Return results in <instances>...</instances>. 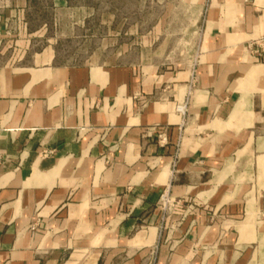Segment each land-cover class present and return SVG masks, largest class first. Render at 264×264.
<instances>
[{
    "label": "crops",
    "instance_id": "obj_1",
    "mask_svg": "<svg viewBox=\"0 0 264 264\" xmlns=\"http://www.w3.org/2000/svg\"><path fill=\"white\" fill-rule=\"evenodd\" d=\"M176 2L74 62L0 0V264H264V0Z\"/></svg>",
    "mask_w": 264,
    "mask_h": 264
},
{
    "label": "rangeland",
    "instance_id": "obj_2",
    "mask_svg": "<svg viewBox=\"0 0 264 264\" xmlns=\"http://www.w3.org/2000/svg\"><path fill=\"white\" fill-rule=\"evenodd\" d=\"M177 5L176 0H66L51 20V37L67 60L109 61L114 33L127 42L151 29L161 31L168 21L177 22L167 18Z\"/></svg>",
    "mask_w": 264,
    "mask_h": 264
},
{
    "label": "built area",
    "instance_id": "obj_3",
    "mask_svg": "<svg viewBox=\"0 0 264 264\" xmlns=\"http://www.w3.org/2000/svg\"><path fill=\"white\" fill-rule=\"evenodd\" d=\"M156 138L159 144H165L167 141L165 132H159L156 134ZM53 150L43 149L41 151L42 157H47L52 154ZM160 210L163 215H166L174 210L177 206L182 204L181 198L172 197L168 190L165 189L161 192L159 196ZM192 208V205H188L187 210L189 211Z\"/></svg>",
    "mask_w": 264,
    "mask_h": 264
}]
</instances>
